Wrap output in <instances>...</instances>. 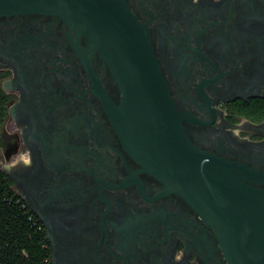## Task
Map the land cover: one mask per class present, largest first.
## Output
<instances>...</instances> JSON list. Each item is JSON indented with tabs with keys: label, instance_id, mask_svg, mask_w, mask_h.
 <instances>
[{
	"label": "flooded vegetation",
	"instance_id": "obj_1",
	"mask_svg": "<svg viewBox=\"0 0 264 264\" xmlns=\"http://www.w3.org/2000/svg\"><path fill=\"white\" fill-rule=\"evenodd\" d=\"M199 148L264 170V0H126ZM98 49L54 13L0 14V169L49 264H227L143 162ZM264 187V183L249 181Z\"/></svg>",
	"mask_w": 264,
	"mask_h": 264
},
{
	"label": "water",
	"instance_id": "obj_2",
	"mask_svg": "<svg viewBox=\"0 0 264 264\" xmlns=\"http://www.w3.org/2000/svg\"><path fill=\"white\" fill-rule=\"evenodd\" d=\"M61 15L98 49L122 90L121 117L144 164L215 229L227 264H264V170L209 153L184 131L149 34L126 0H0V14Z\"/></svg>",
	"mask_w": 264,
	"mask_h": 264
},
{
	"label": "trees",
	"instance_id": "obj_3",
	"mask_svg": "<svg viewBox=\"0 0 264 264\" xmlns=\"http://www.w3.org/2000/svg\"><path fill=\"white\" fill-rule=\"evenodd\" d=\"M1 106V104H0ZM0 113V117H1ZM253 120L264 112L248 114ZM0 264H49L45 237L17 202V194L0 169Z\"/></svg>",
	"mask_w": 264,
	"mask_h": 264
}]
</instances>
